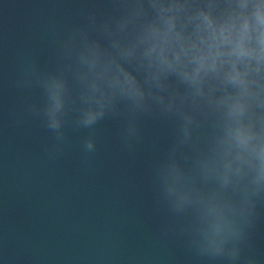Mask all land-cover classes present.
Instances as JSON below:
<instances>
[{"label":"water","instance_id":"95a60500","mask_svg":"<svg viewBox=\"0 0 264 264\" xmlns=\"http://www.w3.org/2000/svg\"><path fill=\"white\" fill-rule=\"evenodd\" d=\"M128 2L0 0V264H264V62L225 57L199 84L168 73L153 91L167 103L175 85L169 110L119 101L92 123V90L73 72L88 68L81 33L108 46L101 26L120 16V35L164 29L160 5L177 6L166 14L193 39L205 15L247 18L258 47L264 0ZM232 61L244 86L226 78Z\"/></svg>","mask_w":264,"mask_h":264},{"label":"clouds","instance_id":"9594fccd","mask_svg":"<svg viewBox=\"0 0 264 264\" xmlns=\"http://www.w3.org/2000/svg\"><path fill=\"white\" fill-rule=\"evenodd\" d=\"M155 6V5H153ZM125 7L142 10L144 5L138 0H129ZM176 5H160L161 19L166 27L161 29L155 24H149L140 34H117L110 30L112 21L126 23L122 16L106 20L101 30L109 37L108 46H102L99 41L92 40L89 44L88 34L81 33L86 53H80V58L88 65L87 70L75 69L77 78L87 83L92 90L91 103L96 106L90 111L87 122L92 123L105 115L107 110H114L119 101H130L133 109H146L147 101L153 100L165 110L175 103V85L169 84L168 100L159 92L153 91V86L164 90L161 77L168 73H179L183 80L199 84L201 73L214 72L224 64L225 57H235L237 60L252 57L258 62H264V12L257 11L255 37L258 47H251L253 26L244 18L237 27V20L216 26L209 16L203 17V26H198L201 34L195 39L176 30L175 18L166 13ZM264 8V5L259 6ZM239 19V18H237ZM207 30V35L203 34ZM124 41V43H121ZM143 46V48H142ZM142 49V50H141ZM147 59L145 64L144 59ZM192 64L191 71L188 65ZM72 70V66H68ZM231 83L244 86V74L232 61L231 70L226 77ZM55 107L60 106L58 95L54 92ZM232 114L243 111L240 102L230 106ZM130 131H135L134 128ZM237 144L247 146L252 139L251 134L238 127L232 133ZM260 159V177L264 178V144L257 151Z\"/></svg>","mask_w":264,"mask_h":264}]
</instances>
